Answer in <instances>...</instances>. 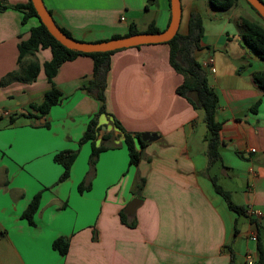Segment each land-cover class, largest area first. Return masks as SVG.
<instances>
[{
    "label": "crops",
    "instance_id": "crops-1",
    "mask_svg": "<svg viewBox=\"0 0 264 264\" xmlns=\"http://www.w3.org/2000/svg\"><path fill=\"white\" fill-rule=\"evenodd\" d=\"M42 1L57 27L82 42L122 37L130 28L161 32L170 15L168 0ZM27 2L0 0V78L17 70L18 43L38 24L34 17L22 23V12L10 7ZM244 3L220 11L207 0H180L181 34L190 13H198L203 35L194 57L201 66L213 60L203 67L218 96L221 124L220 160L212 165L202 112L175 93L182 77L169 64L168 45L110 56L96 139L98 144L107 136V149L92 170L90 143L79 144L101 105L85 91L92 59L79 56L58 67L51 84L60 101L41 116L32 106L51 89L42 69L51 53L40 49L24 58L23 64L38 62L36 79L0 86V264H244L246 252L256 263L257 240L264 250V93L253 73L264 70V62L242 39L241 19L257 21ZM112 118L131 135L157 136L146 142L136 166H129ZM63 151L77 154L68 178L59 182L62 166L53 157ZM212 178L245 208V217L228 209ZM81 183L88 189L79 193ZM36 194L40 202L30 226L21 214ZM135 198L141 203L127 216L124 209ZM121 212L133 226L121 222ZM235 226L243 232L234 235ZM58 237L68 243L64 256L51 246Z\"/></svg>",
    "mask_w": 264,
    "mask_h": 264
},
{
    "label": "trees",
    "instance_id": "trees-1",
    "mask_svg": "<svg viewBox=\"0 0 264 264\" xmlns=\"http://www.w3.org/2000/svg\"><path fill=\"white\" fill-rule=\"evenodd\" d=\"M211 7L215 10L225 11L234 6L240 0H207ZM245 4L252 10L257 21L242 18L240 22L242 39L245 45L261 60L264 62V20L258 13L245 1ZM169 2V0H168ZM13 9L22 12V23H25L30 17L37 20V26L29 30V36L26 40L18 43V68L0 78V86L8 84L13 81L32 82L36 79L39 73V65L36 60H29L27 64H23L24 58L34 57L36 51L40 49H49L51 58L49 61L44 62L42 69L47 78L48 83H52L58 67L65 62L71 61L79 56H87L92 59V74L87 86L85 87L86 93L101 103L98 113L88 122L87 127L79 140V144L85 142L90 143V155L88 158V166L92 170L97 161L100 152L107 149L104 142L107 136L101 137V143L97 145L96 139L99 134L100 126L98 125V117L100 114H105L104 110V90L106 86V76L110 66V56L117 52L106 53H81L69 50L57 42L41 24L36 12L30 2L25 5L10 6ZM3 9V7H0ZM49 12V11H48ZM60 31L67 37L72 38L70 34L64 29L59 28ZM160 32L157 28L149 26L144 33H157ZM139 33L135 29L130 28L129 32L124 35H132ZM203 35L202 20L198 13L191 12L188 22L187 31L185 34H177L168 42L164 43L169 46V64L173 70L181 75L182 82L176 87L175 93L184 98L194 110L202 112V120L205 125V135L203 140L206 144V155L208 157L209 165L220 160V138L219 132L221 124L216 118V109L218 106V96L216 92L209 86L207 81L206 72L203 67L197 62L194 57V52L200 49V39ZM122 36V37H124ZM120 36H114L118 38ZM99 42V41H98ZM253 80L257 87L264 93V70L256 71L253 73ZM60 93L51 84V89L44 93L42 101L38 105H33L32 108L45 116L51 107L55 106L60 101ZM259 103L257 102L251 111H255ZM112 124L115 129L120 131L123 135V141L128 153L129 166H136L141 158V152L146 142L140 141V134L131 135L123 130L118 121L112 118ZM46 125V124H45ZM103 142V143H102ZM77 152L76 151H63L54 155V162L62 166V174L59 182L66 180L69 176L71 165L73 164ZM214 191L219 194L226 202L228 209L236 214L238 217H245L246 210L243 206L234 204L227 192H224L215 182L211 179ZM143 180L138 184V190L142 188ZM88 186L84 183L79 184L77 190L79 193L87 190ZM40 202V194L32 197L27 207L21 214V219L25 220L28 225L33 226V217L38 210ZM120 220L128 226L124 214L120 213ZM239 227H234L233 234L239 233ZM52 249L57 251L61 256L67 252L68 243L65 238L58 237L52 242ZM256 251L258 259L255 264H264V250L257 240Z\"/></svg>",
    "mask_w": 264,
    "mask_h": 264
},
{
    "label": "water",
    "instance_id": "water-1",
    "mask_svg": "<svg viewBox=\"0 0 264 264\" xmlns=\"http://www.w3.org/2000/svg\"><path fill=\"white\" fill-rule=\"evenodd\" d=\"M245 1L258 13L261 19L264 20V3L261 0ZM30 2L41 24L44 25L48 33L65 48L81 53H106L143 45L166 43L177 34L181 17L180 0H169V22L166 29L161 32L136 33L99 42H82L69 38L60 31L42 0H30ZM156 138L157 136L155 134L144 133L141 134L140 141L151 142ZM139 203H141L139 199L135 198L131 200L124 209V213L127 216L133 215ZM240 232L242 233L243 230H240Z\"/></svg>",
    "mask_w": 264,
    "mask_h": 264
},
{
    "label": "built area",
    "instance_id": "built-area-1",
    "mask_svg": "<svg viewBox=\"0 0 264 264\" xmlns=\"http://www.w3.org/2000/svg\"><path fill=\"white\" fill-rule=\"evenodd\" d=\"M213 63V60L212 59H208L207 62H204L202 63V67H205L206 65L208 64H212ZM254 151V150H252ZM256 215H260L259 213H256ZM244 264H254V258H253V255L249 252H246L244 254Z\"/></svg>",
    "mask_w": 264,
    "mask_h": 264
},
{
    "label": "rangeland",
    "instance_id": "rangeland-1",
    "mask_svg": "<svg viewBox=\"0 0 264 264\" xmlns=\"http://www.w3.org/2000/svg\"><path fill=\"white\" fill-rule=\"evenodd\" d=\"M244 3V2H243ZM245 4V3H244ZM210 6V5H209ZM209 8H212V7H209ZM202 13H203V16H205V17H207L208 16V14H206L204 11H202ZM257 18V17H256ZM257 20H258V18H257ZM181 32H182V26H180L179 27V29H178V33L179 34H181ZM102 128H103V126H102ZM101 142H99L97 145H99ZM103 143V142H102ZM104 145H107L106 143H104ZM1 237H2V235L0 234V239H1Z\"/></svg>",
    "mask_w": 264,
    "mask_h": 264
}]
</instances>
